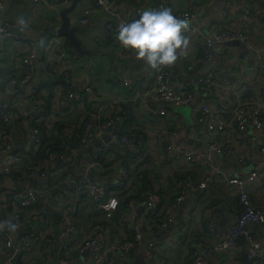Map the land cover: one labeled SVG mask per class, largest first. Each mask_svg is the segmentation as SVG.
<instances>
[{
  "label": "built area",
  "instance_id": "built-area-1",
  "mask_svg": "<svg viewBox=\"0 0 264 264\" xmlns=\"http://www.w3.org/2000/svg\"><path fill=\"white\" fill-rule=\"evenodd\" d=\"M26 1L58 5L54 0ZM167 3L92 0L78 17L83 26L94 10L100 12L112 44L136 66V74L119 77L126 95L110 103L100 104L85 79L75 86L35 83L37 67L53 82L57 64L79 57L57 33L50 39L53 58L30 42L17 56L22 72L0 71V264H134L136 258L140 264H171L166 251L189 238L190 213L196 211L191 204L186 213L187 203H181L217 183L235 197L234 216L223 226L212 210L201 211L206 236L185 250L187 264H220L221 255L225 264H264V239L254 236V227L264 232V204H254L249 195L264 175V159L242 173L252 156V135L264 154V95L249 105L242 98L241 77L222 75L212 65L215 43L238 40L257 58L264 47L242 28H215L207 35L193 22L200 7L191 4L171 11L188 21L183 35L191 45L189 55L179 51L172 65L151 69L116 36L120 24L145 10L169 9ZM258 15L264 24V10ZM250 17L245 6L242 19ZM17 26L0 23V51L4 40L21 39ZM121 105L129 108L133 121H126ZM180 106L191 107L190 125L174 112ZM75 109L80 110L77 116ZM132 123L143 134L133 132ZM171 158L184 168H173ZM230 158L233 163L223 161ZM191 166L199 168V178ZM143 170L158 185L146 187L138 197ZM9 223L16 225L14 231ZM242 250L244 260L237 256Z\"/></svg>",
  "mask_w": 264,
  "mask_h": 264
},
{
  "label": "crops",
  "instance_id": "crops-1",
  "mask_svg": "<svg viewBox=\"0 0 264 264\" xmlns=\"http://www.w3.org/2000/svg\"><path fill=\"white\" fill-rule=\"evenodd\" d=\"M91 1L79 0L72 12L68 14L69 25L79 27L76 31V37L80 40L82 47L88 51V59L85 61L83 56L79 54V57L70 63L64 60L57 64L55 72L58 74V78L54 79L53 82L48 74L37 67L34 81L35 83H43L46 86L47 80H49L52 84H49L47 87H50V85L55 87L67 83L75 86L81 79H85L95 88L100 97V104H106L114 101L115 98H121L126 95V92L123 93L118 86L119 78L114 79L113 72L123 69V73L131 71L132 74H136L137 69L131 57L125 54L122 49L112 44L111 36L103 27L104 16L100 12L94 10L86 25L80 26L77 24L78 17ZM124 1H133L142 5H150L152 3V0ZM191 4L200 7L193 22L204 29L207 35L215 28H242L249 33L251 41L255 45L264 47V24L258 15L260 11L264 10V0H168L167 6L172 12H178L185 10ZM65 5L67 4H58L55 7H50L26 0H3V8L0 10V23L17 24L16 28L21 36V39L16 42L4 40L5 49L0 51V71L3 75L18 74L23 71L17 56L27 49L30 42L38 43L40 51L49 59L54 57L56 54L55 44L53 46L50 43V39L57 33L56 31L62 22L60 12ZM224 5H226V16L221 15V9ZM245 6H247L251 13V17L248 20L242 19ZM19 18L25 20L23 26L18 23ZM59 37L62 41L66 42L65 37ZM245 46L250 50L249 53L241 46L228 45L227 42L215 43L212 49V65L222 75L230 73L231 75L236 74L241 77L244 87L242 98L251 105L253 101L259 100L264 95V54L261 58H257L256 55H252L251 52L253 50L251 47ZM191 50V45L188 43L187 48L180 51V53L186 57ZM99 52L100 56H97ZM89 65H91L90 68ZM59 74L62 75V79H59ZM86 106L89 110H93L94 106L97 107L95 103L94 106L88 104ZM79 111L75 109L72 114L77 116L80 113ZM132 126L133 130L140 133L139 135L143 134V130L141 131L139 126H134V123H132ZM249 131L252 134L251 128ZM262 142L264 144V137ZM258 145L259 142L252 135L248 146V152L252 156L249 165L242 169V173L247 172L251 165L264 159V154L259 152ZM172 161L173 168H180L181 164L177 159L171 158L170 162L172 163ZM223 161L233 163V159L231 158L224 159ZM181 168L184 167L181 166ZM190 169L196 178L200 177V170L197 166H191ZM147 179L151 186L158 185L157 180L151 178V176L150 178L147 176ZM162 193L166 196L169 195L168 190L162 191ZM249 195L254 204H264V175L253 184ZM186 203V207L184 206L186 213L189 212L188 209L191 204L195 205L196 211L193 214L190 213L191 218L188 224L189 238H184V241L178 243L177 247L171 251H166L171 256V264H187L188 258L184 255L185 250L189 249L192 242H198L206 236L202 225L201 211L210 212L212 210L218 222L223 226H228L237 206L235 197L226 191L221 183H217L210 186L207 190L197 193L196 196L188 199ZM254 236L257 239H264V232L254 227ZM244 255V250L237 254L243 260ZM217 261L220 264H225V255L220 256V262L219 259Z\"/></svg>",
  "mask_w": 264,
  "mask_h": 264
},
{
  "label": "clouds",
  "instance_id": "clouds-1",
  "mask_svg": "<svg viewBox=\"0 0 264 264\" xmlns=\"http://www.w3.org/2000/svg\"><path fill=\"white\" fill-rule=\"evenodd\" d=\"M20 25L25 24L19 18ZM188 29V21L175 17L170 9L145 10L138 19L119 26L116 39L133 52L151 69L172 65L178 59L179 51L186 49L188 40L183 33ZM10 230L16 225L9 223Z\"/></svg>",
  "mask_w": 264,
  "mask_h": 264
},
{
  "label": "water",
  "instance_id": "water-1",
  "mask_svg": "<svg viewBox=\"0 0 264 264\" xmlns=\"http://www.w3.org/2000/svg\"><path fill=\"white\" fill-rule=\"evenodd\" d=\"M54 1H56L58 4H67L61 9L60 14H61L62 22L56 31L57 34L59 36L65 37L67 45L71 47L75 52L82 55L84 60L86 61L88 59L89 53L86 49L82 47L80 40L76 37V31L78 30L79 27L70 26L69 17H68V14L72 12V10L75 8L79 0H54ZM227 44L241 46L245 51H247L248 53L250 52V50L238 40L229 41L227 42ZM251 53L252 55H255L254 51H252ZM174 112L181 114L184 117L185 123L187 125L191 124L192 118H191V107L190 106H180V107L174 108ZM185 203L186 201L182 202L181 205L183 206ZM140 263H141V259L136 258V260L134 261V264H140Z\"/></svg>",
  "mask_w": 264,
  "mask_h": 264
},
{
  "label": "trees",
  "instance_id": "trees-1",
  "mask_svg": "<svg viewBox=\"0 0 264 264\" xmlns=\"http://www.w3.org/2000/svg\"><path fill=\"white\" fill-rule=\"evenodd\" d=\"M45 108H47V106L49 105V101H46L45 102ZM121 108L123 109V110H125V115H126V121L127 122H131V121H133V114H132V112L131 111H129V108L128 107H126L125 105H121ZM128 117V118H127ZM125 121V122H126ZM133 132H137L136 130H132ZM140 133L139 132H137V135H139ZM140 174H141V177L140 178H137V180H140V188L138 189V194L136 195V196H138L139 197V195H141V193H142V191L146 188V187H150L151 185H150V182L148 181V179H147V176H148V173H147V171H145V170H143V171H141L140 172Z\"/></svg>",
  "mask_w": 264,
  "mask_h": 264
},
{
  "label": "rangeland",
  "instance_id": "rangeland-1",
  "mask_svg": "<svg viewBox=\"0 0 264 264\" xmlns=\"http://www.w3.org/2000/svg\"><path fill=\"white\" fill-rule=\"evenodd\" d=\"M97 56H100V52L97 53ZM90 67H91V65H89V68H90ZM113 73H114V75H113L114 79H115V78L122 77V75L124 74V73H123V69H121L120 71H119V70H118V71H114ZM107 83H108V82H107ZM120 89L123 91V93H125V91H124L123 88L120 87ZM140 130L142 131V128H140Z\"/></svg>",
  "mask_w": 264,
  "mask_h": 264
}]
</instances>
